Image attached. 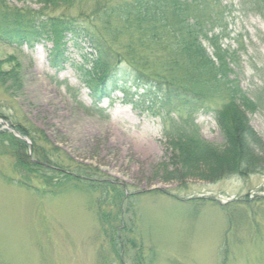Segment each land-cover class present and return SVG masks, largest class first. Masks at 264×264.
Instances as JSON below:
<instances>
[{
  "label": "rangeland",
  "instance_id": "374dc122",
  "mask_svg": "<svg viewBox=\"0 0 264 264\" xmlns=\"http://www.w3.org/2000/svg\"><path fill=\"white\" fill-rule=\"evenodd\" d=\"M3 1L16 9L41 8L26 0ZM104 1L82 0L81 8L48 5L46 14L75 17L79 9L90 11ZM251 1L218 0L221 9L213 15L223 14V46L238 50L240 87L254 101L261 96V108L248 119L264 143V20L249 11ZM77 45L81 50L68 41L56 52L49 43H0V72L6 76L0 82V116L7 118H0V133L17 138L12 123L37 130L63 160L96 168L124 185L129 199L122 217L133 235L122 236L137 240L143 254L122 258L123 264H264V207L243 202L247 195L264 197V174L218 183L170 178V124L163 117L189 115L175 112V105H155L140 91L115 92L93 104L76 72L89 50ZM191 120L203 140L222 145L212 114L196 112ZM21 138L34 161L32 142ZM7 151L0 140V264H120L100 228L98 196L63 188L53 197L13 186L3 177L18 180L22 170ZM31 182L41 187L33 176Z\"/></svg>",
  "mask_w": 264,
  "mask_h": 264
},
{
  "label": "trees",
  "instance_id": "16d2710c",
  "mask_svg": "<svg viewBox=\"0 0 264 264\" xmlns=\"http://www.w3.org/2000/svg\"><path fill=\"white\" fill-rule=\"evenodd\" d=\"M26 1L41 8L16 9L0 0V43L16 48L49 43L56 52L68 41L79 50L77 43H84L89 52L82 55L84 64L78 65L76 72L91 90L93 104L115 92L140 91L155 105L165 109L175 105V112L183 109L189 115L186 120L163 117L170 124L165 133L173 152L170 178L181 183L189 176L200 177L218 183L264 174V143L248 119L249 113L261 108V96L254 101L240 87L235 73L238 50L223 46V14L213 15L221 9L218 0H105L95 3L90 11L79 9L75 17L46 14L48 5L69 3V7L81 8L82 0ZM250 4L249 11L264 20V0ZM3 75L0 72L2 83ZM215 95L220 103L212 98ZM200 111L213 115L221 146L200 136L191 120L192 114ZM11 127L32 142L36 157L34 161L28 157L24 142L10 133H0V140L8 145L7 154L16 158L22 170L18 180L3 177L8 183L53 197L61 194L56 189L63 188L96 194L101 231L120 264L122 258L133 254L142 257L143 248L137 240L122 236L133 235L122 217L129 199L124 185L96 168L63 160L39 131L16 123ZM17 153L22 155L17 157ZM32 176L41 187L30 185ZM243 202L264 207L260 196L247 195Z\"/></svg>",
  "mask_w": 264,
  "mask_h": 264
},
{
  "label": "water",
  "instance_id": "95a60500",
  "mask_svg": "<svg viewBox=\"0 0 264 264\" xmlns=\"http://www.w3.org/2000/svg\"><path fill=\"white\" fill-rule=\"evenodd\" d=\"M12 131V130H11ZM13 132V131H12ZM19 139H22L19 134L16 135ZM23 140V139H22ZM25 141V140H24ZM28 143V142H27ZM29 144V143H28ZM30 145V144H29Z\"/></svg>",
  "mask_w": 264,
  "mask_h": 264
}]
</instances>
